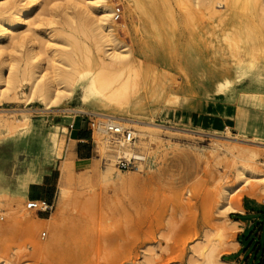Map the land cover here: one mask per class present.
Wrapping results in <instances>:
<instances>
[{"label": "rangeland", "instance_id": "1", "mask_svg": "<svg viewBox=\"0 0 264 264\" xmlns=\"http://www.w3.org/2000/svg\"><path fill=\"white\" fill-rule=\"evenodd\" d=\"M91 1L0 0V16L14 23L10 36L0 38V76H16V86L9 90L0 80V122L6 123H0V264H191V257L201 261L195 247L209 240H216L218 258L226 259L236 226L229 221L231 210L220 214L224 205L233 204L231 197L224 199L222 188H233L240 202L261 203L264 197V185L236 175L250 158L264 172V146L255 143L264 141V108L241 111L235 101L241 90L264 92V0H252L255 5L235 8L229 16L236 30L222 42L253 47L254 52L244 59L246 66L236 73L240 76L227 96L201 88L188 54L191 45L173 38L183 24H174L169 13L181 11L180 2L135 0L140 8L130 9L128 0H118L120 18L110 17L114 40L131 53L159 52L161 62L136 71L145 86L132 101L104 110L87 105L76 85L80 73L94 75L102 63L89 17L80 10ZM105 3L112 14V0ZM32 50L42 58L43 77L33 73L39 66L36 56L30 57ZM61 76L72 79L61 78V85L67 82L74 89L52 103L47 80L56 87ZM169 77L179 92L165 87L155 95L153 86ZM172 95L178 103L168 101ZM207 102L225 106L227 128H200L177 119ZM97 111L136 119L114 122L130 129L133 141L122 147L111 144L104 129L108 121ZM74 119H82L91 136L92 154L85 159L74 154L69 138ZM49 131L62 148L58 151L57 144L44 158L39 143L41 135L49 139ZM119 156L131 161L130 168L117 167ZM39 163L54 168L57 179L53 203L43 215L26 207V193L16 191L14 184L28 166L37 170ZM216 232H221L219 238ZM43 244L48 246L41 253ZM74 253L78 256L71 257Z\"/></svg>", "mask_w": 264, "mask_h": 264}, {"label": "bare ground", "instance_id": "2", "mask_svg": "<svg viewBox=\"0 0 264 264\" xmlns=\"http://www.w3.org/2000/svg\"><path fill=\"white\" fill-rule=\"evenodd\" d=\"M80 1L86 2L87 0H80ZM176 1L180 2V4L184 7L179 12H173L170 10L171 11L169 13L170 19L174 24L182 23L183 27L181 29H178L173 34V38L178 42L187 41L191 45V48L188 49V54H189V58L195 61L194 62L195 64H193L194 66L193 69L198 77L201 88H204L205 90L211 89L212 91H215L216 94H223L227 96L228 92H230L228 91L230 90L228 88L232 85V83L234 84L235 81H237L238 76H240V75L237 76L236 73L242 71L244 66H246L243 62L244 59L248 58V56L252 55L254 52V49H252L253 47L250 48L228 47L226 46L227 44L222 42L224 36H228L230 33L233 34L236 30L232 22H230L229 16L231 15V13L235 8L251 7L255 5V1L252 0H176ZM128 5L130 6V9L140 8V5H138L135 0H128ZM81 6H80L81 7L80 10L82 9V12L86 14L85 17L87 16L89 17V22L92 27V33L96 43V47L98 48V50L102 49L101 50L102 54L100 55V62L102 63H100L101 65L99 66V70L95 72L94 75L89 74L90 76L87 77L86 71H84L85 74L80 73V75L76 79V85L77 87H80L82 89V96L85 99V103L87 105H93L97 107L99 110H104L107 107L108 109H112L114 108V106H116L117 108L122 107L125 104H128V101H132L134 99L133 98L134 95H137L139 92L138 88L144 85V83H141L140 78L136 75V73L138 72L137 70L138 69L140 70L144 66H146L147 68H154V67L156 68L161 62V54L159 52H155L152 50L143 51V49L138 50L136 53H131L125 48V45L119 44V42L115 41L113 38L114 28L112 26V23L110 22L111 7L105 3V0H92L90 3H87L86 5L82 4ZM225 16H227V19H223V17ZM18 17L19 20L24 19L22 13H19ZM4 19H5L4 17L0 16V21ZM13 26L14 23L11 22L8 23L7 20H4V22L0 23V38L3 37L8 38L10 36L8 34L13 29ZM31 52L32 55H30V57L32 58L36 56V60H37L36 63L39 66V69H37L38 71H35L33 73L38 72V75L40 74L39 77H43L44 75L42 73L44 70L43 68H45V66L43 67V64H41L42 58L38 54L37 50L34 51L32 50ZM28 66H30V64H28ZM10 69H8V71ZM11 72L9 71L8 74ZM258 73L259 70H257V72L255 73L256 76ZM10 75L11 74L6 76V78L5 77L2 78V76H0V80H2V86H4L7 90L14 88L16 86L15 85L16 83H14L13 80V78L16 76L13 77V75L11 76ZM32 75L33 74H31V76ZM165 75H167V73ZM61 78H63L64 81H66L65 79L70 80V78H65L61 76L60 78L55 79L57 82L56 87H51L52 86L51 80H47L46 96L47 99L52 98L51 99L52 101L49 100L52 103L54 98L59 99L61 95L64 96L63 94L68 95L74 89V86H72V84L71 86H69L67 82L66 83L64 82L65 85L64 84L61 85L63 81L60 80ZM34 82L33 84H35ZM173 84H175V81L169 77L168 80L166 81L164 80L158 81L153 86L152 90L156 95L159 94V92L165 90V87H168L170 91L175 92L177 94L179 92V89L177 88L176 90H173L172 89ZM177 97L174 96V100H173V95H172V99L170 98L168 101L172 102L176 100V103H178L179 99ZM55 99H54L55 103H57L60 100V99L59 100L58 99L55 100ZM49 101L47 100L48 103H50ZM168 101L166 100V102ZM235 101L237 107L241 111H244L249 107L260 110L264 108V92L260 90H252V91L241 90L239 92H236ZM164 104L167 105V103ZM174 104L172 106H174ZM72 110L77 111L76 109L75 110L72 109ZM96 114L103 116L106 119V121L110 123H114V122L118 123L119 121L124 123L138 122L134 118H128V117L122 118L115 115L114 113H105L102 111H97ZM22 117L24 116L22 115ZM0 123L3 124L2 126L6 125L4 121ZM143 123L146 124L147 122H143ZM45 136L46 134L41 135V141L39 144L41 145L43 157L47 158L49 157L50 152L54 150V148H56L57 144L59 147L58 151H60L62 148V143H57L56 137L52 131L47 132V136L49 137V139H46ZM255 143L264 146V141L255 142ZM228 152L234 158L235 154H233V152L230 150ZM68 153L72 154L71 152ZM233 158L230 159L232 160ZM39 164L41 165V163ZM40 165L37 169L39 170V172L35 170L32 167V165H30L22 175L15 178L14 184L16 191L24 195L27 191L28 184L31 182H36L40 179L41 177ZM104 173L106 175L111 174L110 169L107 168L106 172ZM243 174L247 175V178L254 181L257 186L264 185V172L256 169L255 160L253 158H250L246 165H239L237 167L236 175L241 177ZM0 179H2L1 175H0ZM222 190L224 194V199H228L231 197L233 202V204H229L226 207L224 205L223 206L224 208H222V210L220 209L221 213L220 211L219 213L224 216L227 210L229 211L234 210L235 207H237L240 204V195L235 194L234 189L227 185H225L222 188ZM229 221L231 224H234L230 219ZM220 233L216 232L217 238L221 236ZM215 241L216 240H209L210 243L205 244V246L204 244L200 247L196 246L193 251L196 252L201 257V261L199 260L200 262L197 263L196 259L191 257L190 258L191 264H229L223 261L222 259L218 258V256L216 255ZM46 246H48V244ZM46 246L45 244H43V246H40L38 247L39 249L38 248L37 249L40 250L41 253H43L45 252L44 250ZM77 256L78 255L75 253L71 254V257H77ZM1 264L4 263L2 262Z\"/></svg>", "mask_w": 264, "mask_h": 264}, {"label": "crops", "instance_id": "3", "mask_svg": "<svg viewBox=\"0 0 264 264\" xmlns=\"http://www.w3.org/2000/svg\"><path fill=\"white\" fill-rule=\"evenodd\" d=\"M225 106L218 104L204 103L196 109L183 111L176 115L181 122L210 129L227 128ZM69 138L74 142V154L82 159L92 154L90 147V135L83 126V121H72L68 129ZM39 172V170H37ZM54 168H48L41 164V177L36 182L27 186V199L43 201L52 205L55 196L57 179ZM1 175V174H0ZM4 177L2 176L3 180ZM45 214V212H37ZM229 218L236 226V237L232 249L226 254L227 258L222 259L229 264H264V212L262 202L243 198L240 204L230 211Z\"/></svg>", "mask_w": 264, "mask_h": 264}, {"label": "built area", "instance_id": "4", "mask_svg": "<svg viewBox=\"0 0 264 264\" xmlns=\"http://www.w3.org/2000/svg\"><path fill=\"white\" fill-rule=\"evenodd\" d=\"M112 2L114 6L111 17L113 20H116L120 18L121 15L120 3L118 0H112ZM104 127H105L104 128L105 131L110 136V141L111 144L113 145L122 147L127 144H130L134 139V136L130 129L122 128L118 124L108 122L104 125ZM116 160H117L116 165L119 169H128L132 164L130 160L125 159L123 156L117 157ZM262 206L264 212V197L262 199ZM26 207L30 209H35L37 212H47L50 209L51 205H48L45 202L39 200H28L26 203ZM21 264H29V263H21ZM38 264H44V263H38Z\"/></svg>", "mask_w": 264, "mask_h": 264}, {"label": "snow or ice", "instance_id": "5", "mask_svg": "<svg viewBox=\"0 0 264 264\" xmlns=\"http://www.w3.org/2000/svg\"><path fill=\"white\" fill-rule=\"evenodd\" d=\"M0 23H2V21H0Z\"/></svg>", "mask_w": 264, "mask_h": 264}]
</instances>
